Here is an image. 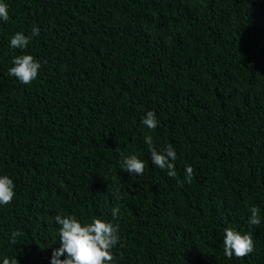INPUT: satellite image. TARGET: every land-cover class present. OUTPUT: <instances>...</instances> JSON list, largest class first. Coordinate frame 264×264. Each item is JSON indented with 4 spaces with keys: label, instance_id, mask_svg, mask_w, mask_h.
Masks as SVG:
<instances>
[{
    "label": "trees",
    "instance_id": "obj_1",
    "mask_svg": "<svg viewBox=\"0 0 264 264\" xmlns=\"http://www.w3.org/2000/svg\"><path fill=\"white\" fill-rule=\"evenodd\" d=\"M6 3L0 172L16 195L0 206V254L49 264L60 212L118 225L115 264H264V0ZM34 24L24 51L42 67L24 85L8 75L20 54L8 39ZM145 134L175 148L176 177L151 164ZM121 153L143 159V174L121 171ZM225 227L250 231L253 251L227 258Z\"/></svg>",
    "mask_w": 264,
    "mask_h": 264
},
{
    "label": "clouds",
    "instance_id": "obj_2",
    "mask_svg": "<svg viewBox=\"0 0 264 264\" xmlns=\"http://www.w3.org/2000/svg\"><path fill=\"white\" fill-rule=\"evenodd\" d=\"M9 5L6 0H0V22H8ZM40 35V28L32 25L31 36L23 31H16L9 36L8 47L18 50L20 54L11 57L10 66L7 68L8 75L14 77L19 83L28 85L38 78L42 67L41 61L31 53L24 51L30 39ZM141 123L149 130L156 129L160 123L154 110H146L141 116ZM143 142L148 148V155L152 165L164 170L169 177H176L177 170L175 161L177 152L171 144L163 148L154 146L153 137L150 134L143 136ZM118 161L121 171L129 176L142 175L145 161L134 153L120 154ZM193 175L191 165H184V179L190 181ZM15 193V184L12 177L7 173L0 172V206L12 202ZM120 213L119 207H112V217ZM248 224L251 226L261 223L259 209L255 206L249 208ZM57 225V247H50L48 257L49 264H115L112 249L117 246L120 236L118 225L103 217L95 215L87 219L78 218L74 214L57 212L53 217ZM23 233L13 230L9 236V242L16 244ZM223 252L227 258L246 257L253 251V238L250 231L242 232L233 227H225L223 230ZM0 264H18L16 257L0 254Z\"/></svg>",
    "mask_w": 264,
    "mask_h": 264
}]
</instances>
